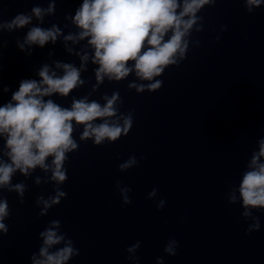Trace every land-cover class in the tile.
<instances>
[{
  "label": "clouds",
  "instance_id": "obj_1",
  "mask_svg": "<svg viewBox=\"0 0 264 264\" xmlns=\"http://www.w3.org/2000/svg\"><path fill=\"white\" fill-rule=\"evenodd\" d=\"M58 0H48L47 7L33 6L29 12L17 13L10 20L3 19L0 8V73L3 71V50L9 41L3 34L27 29L22 38H16V47L31 56L34 47L44 48L48 44L62 43L75 62L53 60L42 63L36 69L37 78L21 79L19 87L11 91L3 85L0 75V92L11 91V98L0 104V235L9 231L5 221L11 212L8 198L3 195L15 193L20 204L25 202L29 185L39 170L43 175L33 179L35 186L52 185V194H39L34 205L39 208V217L58 206L67 193L62 186L68 181L65 165L69 154L77 152L80 143L92 141L94 146L113 144L126 137L134 124V112H122L123 99L119 91L111 95L103 93L99 99H92L105 81L119 83L134 79L127 84L129 91L137 94L157 92L163 86L158 79L165 70L179 66L186 58L190 47L199 48L200 39H193L194 33L205 31V17L200 15L206 7H214L218 0H82L74 15L66 14L63 28L56 23L44 27L46 18L56 14ZM248 14L264 6V0H240ZM67 29V33H65ZM222 25L220 32H226ZM214 40L218 42L220 35ZM83 42V43H82ZM79 46V47H77ZM93 65L95 83L83 77ZM91 83L90 91L83 96H71L68 107L57 103L53 97L68 98L75 90ZM100 101H103L101 103ZM78 129L79 142L74 136ZM130 155L118 165L123 173L137 167L140 160ZM19 173L24 181L13 183ZM116 189L123 205L131 203L132 189L116 182ZM158 192L148 193L149 200H155ZM229 204H240V213L247 224L246 234L259 231L260 216L264 211V137L257 140V150L251 153L246 169L241 173L238 186H229L226 193ZM166 201L156 202L157 209H163ZM41 241L37 252L30 256V264H69L80 255L72 238L62 231V222L49 221L39 232ZM141 242L136 241L126 248L127 259L134 264ZM179 242L170 238L164 253L169 257L177 255ZM156 264H164L158 257Z\"/></svg>",
  "mask_w": 264,
  "mask_h": 264
}]
</instances>
